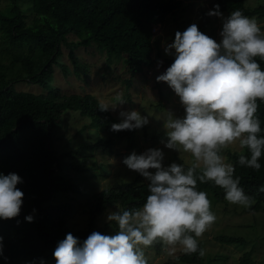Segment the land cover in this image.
Listing matches in <instances>:
<instances>
[{
	"label": "trees",
	"instance_id": "trees-1",
	"mask_svg": "<svg viewBox=\"0 0 264 264\" xmlns=\"http://www.w3.org/2000/svg\"><path fill=\"white\" fill-rule=\"evenodd\" d=\"M8 1V11L0 9V54L10 59L7 63L0 60V173H16L22 178L23 183L17 187L24 198L18 217L0 220L3 237L0 264H41V260L44 264H55L53 251L66 234L71 233L81 242L94 231L110 235L107 226L112 224L116 228V225L106 222L99 226L97 217L114 205L125 209L142 206L149 194V181L135 178L88 195L82 204L87 214L84 228H73L68 223L74 210L71 201H54L57 194L76 189L56 174L64 165L77 171L96 168L95 151L104 152L117 140L132 147L136 136V130L112 131V124L121 120L109 110L101 111V103L93 95L64 94L52 85L54 65H61L62 45L69 48L72 58L75 48L91 44L105 51L107 57H122L129 75L126 83L130 86L132 78L141 74L144 67L154 66L156 59L163 62L164 71L171 65L173 57L162 58L153 53V28L179 8L181 0H30L34 16L30 23L26 22L27 14L21 9L20 0ZM216 4L229 15L240 10L248 17H264V1L256 7L246 6L244 0H216ZM70 34L77 41L68 40ZM74 63L77 75L86 72V65L76 60ZM260 63L264 70V61ZM61 67L64 73L68 72L66 66ZM18 81L37 84L44 92L17 90L14 84ZM155 87L162 100L159 82L156 81ZM258 104L260 135L264 136V102ZM68 110L89 119V126L100 134L92 142L80 145L83 153H91L89 157L95 159L89 168L75 164L74 159L66 158L68 153L54 149L52 136ZM227 156L235 167L234 176L240 177V187L256 201L250 209H259L264 204V192L259 191L264 186V154L259 160V171L239 165L238 151H229ZM198 189L205 191L209 199L224 200L223 189L212 182H198ZM28 215L33 216V222L26 221ZM214 239L225 244H246L238 236L218 235ZM198 245L202 249L201 241ZM153 246L159 252L161 245ZM209 260L204 263L198 253L182 252L166 264L176 261L209 264ZM239 260V264H250L249 252Z\"/></svg>",
	"mask_w": 264,
	"mask_h": 264
},
{
	"label": "clouds",
	"instance_id": "clouds-1",
	"mask_svg": "<svg viewBox=\"0 0 264 264\" xmlns=\"http://www.w3.org/2000/svg\"><path fill=\"white\" fill-rule=\"evenodd\" d=\"M207 15L222 22L219 42L195 23L183 32L176 31L164 49L173 61L156 76L157 82L166 83L175 93L184 110L182 117L169 113L163 121L165 138L161 143L189 154L190 164L172 162L165 167L161 149L149 148L141 154L133 151L123 164L149 181L146 202L139 207H116L107 214L106 221L116 225L115 234L94 231L83 242L66 234L53 251L55 264H148L145 249L155 244L169 254L180 248L185 254L203 257L197 238L215 223L216 216L198 182H212L223 189L230 204L247 209L256 202L240 187V177L234 176L235 167L226 162L224 152L238 151L239 165L257 171L261 168L264 136L260 135L257 112L258 101L264 102L260 63L264 61V31L255 18L240 10L225 17L219 4ZM117 100L125 102L119 96ZM110 107L114 106L101 104L99 109L108 111ZM120 117L112 131L138 130L150 122L136 110L122 111ZM19 183L23 180L18 174L0 173V220L20 215L24 193L17 187ZM259 191L264 192V186ZM25 219L33 222L32 215Z\"/></svg>",
	"mask_w": 264,
	"mask_h": 264
},
{
	"label": "rangeland",
	"instance_id": "rangeland-1",
	"mask_svg": "<svg viewBox=\"0 0 264 264\" xmlns=\"http://www.w3.org/2000/svg\"><path fill=\"white\" fill-rule=\"evenodd\" d=\"M216 0H181V5L170 14L162 24H156V32L153 36V53L162 58H172L165 54L166 43H172L176 31L183 32L188 26L195 23L201 32L220 40L219 32L222 29V22L219 18L209 16L207 13L214 9ZM264 0H244L248 7H256ZM21 9L27 14L26 22L30 23L33 19L31 14V1L20 0ZM10 8L8 0H0V9L7 12ZM225 17L229 13L220 11ZM255 18L264 31V17ZM68 40L77 41L73 35H68ZM0 60L4 63L10 61L9 58L0 54ZM80 65H86L85 73L74 72V61ZM61 65L66 66L67 73H64L61 65H54L52 85L58 87L64 94H85L93 95L101 104L110 106V113L121 120L120 113L132 110L138 111L142 116L149 118V124L136 130L135 144L129 147L126 141L117 140L112 147L101 152L95 151L98 167L88 171H77L64 165L60 172L63 181L72 185L76 189L70 192L57 194L55 202L71 201L74 210L68 223L73 228H84L87 224V214L82 206L85 198L105 187L112 186L120 181H131L139 178L140 181H147L139 173L130 170L123 164V160L133 151L141 154L149 148L161 149L164 153L163 165L169 166L172 162L177 164L189 165L191 157L186 153H179L164 147L161 140L165 138L163 121L167 119L169 113L175 117H182L184 110L179 103V98L164 83L159 82L162 100L157 95L155 87L156 76L163 73V65L158 66V59L152 67H144V71L132 78L130 86L126 81L129 77L125 70V63L121 58L113 56L107 57L105 51L98 49L95 44L86 47L79 46L73 50V58L69 55V48L62 45V55L59 58ZM14 87L20 91L32 93L44 92L42 87L26 81H18ZM124 103H119L117 97ZM60 127L54 131L52 136L54 149L58 153L66 152L68 160L82 165L86 168L91 167L95 160L89 157L91 153H83L81 144L89 143L98 137L99 132L94 127L89 126V119L80 116L74 111H65ZM85 125V127H83ZM87 125V126H86ZM229 151L224 152L227 163ZM106 172L107 175H103ZM211 211L216 216V221L198 239L202 242V249L205 252L203 262L209 264H239L240 257L249 252L251 257L250 264H264V204L257 210L243 208L238 205L230 204L225 199L215 201L212 198ZM117 205L109 207L97 217V224L103 226L106 216L110 211H115ZM110 235L115 234L116 228L110 224L107 226ZM218 235H229L242 237L246 244H225L216 241ZM183 251L177 248L174 254H169L162 246L159 252L154 246L145 249V257L148 264H166L169 259H174ZM214 260V257H218ZM175 264H186L176 261Z\"/></svg>",
	"mask_w": 264,
	"mask_h": 264
},
{
	"label": "built area",
	"instance_id": "built-area-1",
	"mask_svg": "<svg viewBox=\"0 0 264 264\" xmlns=\"http://www.w3.org/2000/svg\"><path fill=\"white\" fill-rule=\"evenodd\" d=\"M156 30V28H153V31H155Z\"/></svg>",
	"mask_w": 264,
	"mask_h": 264
}]
</instances>
